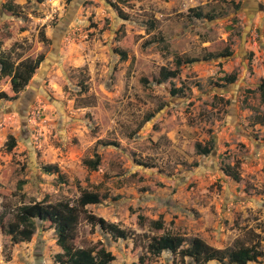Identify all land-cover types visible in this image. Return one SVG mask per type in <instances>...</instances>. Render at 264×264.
<instances>
[{
  "label": "rangeland",
  "instance_id": "1",
  "mask_svg": "<svg viewBox=\"0 0 264 264\" xmlns=\"http://www.w3.org/2000/svg\"><path fill=\"white\" fill-rule=\"evenodd\" d=\"M190 8L216 17L195 18ZM225 48L229 56L182 65L176 78L142 80L174 68L175 56ZM40 53L18 96L0 97V264H59L49 221H37L23 242L11 239L7 224L21 204L76 205L84 190L108 197L79 210L73 245L104 246L115 256L111 264H132L163 231L217 248L258 243L264 250V124L257 118L264 117L257 88L264 0H0V56L17 63ZM231 73L233 83L215 85ZM172 86L185 93L171 95ZM0 93L13 94L1 75ZM10 135L16 145L8 150ZM110 140L117 146L100 142ZM210 141L208 155L195 151L196 142ZM95 152L93 170L84 160ZM46 164L62 178L45 173ZM225 164L239 180L223 172ZM85 213L130 237L112 238ZM156 219L163 230L151 225ZM177 258L163 252L148 262ZM247 264H264V255Z\"/></svg>",
  "mask_w": 264,
  "mask_h": 264
},
{
  "label": "trees",
  "instance_id": "2",
  "mask_svg": "<svg viewBox=\"0 0 264 264\" xmlns=\"http://www.w3.org/2000/svg\"><path fill=\"white\" fill-rule=\"evenodd\" d=\"M189 12L195 18H205L212 20L216 17L215 13L204 12L198 8H190ZM125 18V17H123ZM120 58L126 59L124 50L116 51ZM231 53L228 48L220 52H207L201 56H183L174 57V68L162 67L157 76L142 78L145 84L150 81L162 83L167 80L176 78L179 75L182 65L192 64L200 60L207 61L213 58L229 56ZM44 55L38 54L34 59L21 60L14 63L7 56H0V75L9 78L11 96L0 93L1 98L15 99L18 93L28 84L31 77L43 61ZM236 80V74H224L221 82L215 85L223 86L225 83L230 84ZM258 90L261 99L264 101V77L258 84ZM184 87H171L170 94H183ZM152 115L150 114L147 119ZM261 124H264V117H257ZM104 146H117L116 141H100ZM16 145L15 138L10 135L7 140V149L11 150ZM213 142L202 144L195 143V151L201 155H208L213 149ZM84 163L87 167L96 170L100 164V155L95 152L92 158L85 159ZM42 170L47 174L56 173L58 178H62V173L55 164H46L42 166ZM222 170L225 174L230 175L233 179L239 180V174L234 170L233 166L223 165ZM23 182L19 183V187ZM108 197L107 193H99L97 191L84 190L77 199V204H70L67 201H59L57 203H48L45 201H34L24 203L17 207L14 213V219L7 224L6 233L10 235L14 242L30 241L36 230V222L49 221L54 228L56 234V244L61 248V252L54 255L53 260L59 264H111L115 256L100 246L98 249L92 247H74L73 240L75 231L79 221V210L84 209L86 205H96L101 203ZM86 220L92 227L98 225L100 229L110 233L114 239L130 237L125 229L119 227L116 223L109 222L102 217L85 213ZM140 218V217H139ZM155 230H163L164 225L161 219H156L151 224ZM146 255H138L137 260L132 264H156L148 262L149 257H159L163 252H169L173 256H178L176 260H172L171 264H187L188 260L191 264H208L212 261L218 264H247L249 262H261L264 250L258 247V243L253 245H241L238 247L227 246L217 248L206 242L200 236H185L169 231H163L150 237L146 245Z\"/></svg>",
  "mask_w": 264,
  "mask_h": 264
}]
</instances>
